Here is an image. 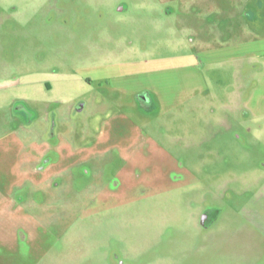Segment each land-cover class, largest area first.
I'll return each instance as SVG.
<instances>
[{"label":"rangeland","instance_id":"obj_1","mask_svg":"<svg viewBox=\"0 0 264 264\" xmlns=\"http://www.w3.org/2000/svg\"><path fill=\"white\" fill-rule=\"evenodd\" d=\"M0 264H264V0H0Z\"/></svg>","mask_w":264,"mask_h":264},{"label":"flooded vegetation","instance_id":"obj_2","mask_svg":"<svg viewBox=\"0 0 264 264\" xmlns=\"http://www.w3.org/2000/svg\"><path fill=\"white\" fill-rule=\"evenodd\" d=\"M44 169H45V165H44V167H37L36 168V172L37 173H42ZM203 218H204V222H207V220L209 219L208 215L207 216H204Z\"/></svg>","mask_w":264,"mask_h":264},{"label":"water","instance_id":"obj_3","mask_svg":"<svg viewBox=\"0 0 264 264\" xmlns=\"http://www.w3.org/2000/svg\"><path fill=\"white\" fill-rule=\"evenodd\" d=\"M82 107H83V105H81V108H82ZM81 108H80V109H81Z\"/></svg>","mask_w":264,"mask_h":264}]
</instances>
